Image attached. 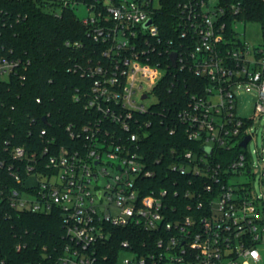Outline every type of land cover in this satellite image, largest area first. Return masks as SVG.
Here are the masks:
<instances>
[{
  "label": "built area",
  "instance_id": "built-area-1",
  "mask_svg": "<svg viewBox=\"0 0 264 264\" xmlns=\"http://www.w3.org/2000/svg\"><path fill=\"white\" fill-rule=\"evenodd\" d=\"M9 1L0 0V19L12 26L27 14L10 9ZM159 2H36L56 18L73 11L97 47L73 70L91 80L85 94L77 89L74 96L88 119L65 127L74 145H58L46 129L40 132L46 141L39 152L5 142L9 161L1 167L19 187L0 192V198L17 213L57 214L64 228V243L35 264H105L114 249L109 241L128 229L147 237L122 240L116 264H264L259 249L264 245V197L236 182L245 172L251 174L248 156L240 152L225 166L212 158L219 150L240 147L247 136L252 140L255 119L264 116V27L259 24L262 42L253 45L237 31L239 23L251 22L241 18L242 0H188L178 6L177 39L164 47L154 17ZM81 7L89 13L84 19L76 14ZM174 52L176 67L170 58ZM29 66V59L0 56V81H24ZM171 69L205 82L178 114L187 140L198 147L171 164V171L190 178L185 193L165 188L144 193L148 186L141 182L156 174L141 151L151 126L142 118L154 104L144 102L151 94L157 97L155 89ZM244 95L253 100L252 116L242 113ZM102 178L107 183L100 184Z\"/></svg>",
  "mask_w": 264,
  "mask_h": 264
},
{
  "label": "trees",
  "instance_id": "trees-1",
  "mask_svg": "<svg viewBox=\"0 0 264 264\" xmlns=\"http://www.w3.org/2000/svg\"><path fill=\"white\" fill-rule=\"evenodd\" d=\"M185 1L188 0L159 2L154 17L164 47L165 42L177 39L174 26L179 15L178 6ZM221 1L230 3L237 0ZM242 1L245 10L241 18L264 27V0ZM36 2L10 0L9 8L27 14V17L12 26L3 25L0 19V56L30 60L24 81L15 77L0 81V192L5 193L9 188L19 187L7 169L1 167V162L9 161L6 141L13 146L39 152L46 141L40 132L46 129L48 137L54 138L58 145L71 147L75 142L65 127L72 122L82 124L90 115L74 96L77 89L85 94L91 80L81 77L80 71L73 70L79 64L84 65L87 56L92 55L97 46L87 38L85 26L73 11L66 10L56 18L37 7ZM67 41L81 42L83 46L68 47ZM204 83L191 72L171 69L156 87L157 100L152 105V112L142 118L151 121V126L147 137L140 142L141 151L148 165L156 171L154 177L141 182L148 186L144 193L161 188L167 189L168 193H185L190 178L171 171V164L179 160L183 152L198 146L187 140L178 114L186 108L190 94L203 91ZM173 150L177 153L172 154ZM240 152L241 148L236 146L231 151L219 150L212 158L225 166ZM146 237L147 234H135L130 229L128 234L117 232L109 241L108 246L114 249L111 251L108 247L110 257L105 264H116L117 248L122 240ZM64 241L59 215L17 213L0 198V264H35Z\"/></svg>",
  "mask_w": 264,
  "mask_h": 264
},
{
  "label": "rangeland",
  "instance_id": "rangeland-1",
  "mask_svg": "<svg viewBox=\"0 0 264 264\" xmlns=\"http://www.w3.org/2000/svg\"><path fill=\"white\" fill-rule=\"evenodd\" d=\"M77 16L80 19H84L89 15L87 10L83 7L76 11ZM240 37L253 45H257L262 42V29L259 24L246 22L239 23L237 28ZM156 97L152 94L144 103L149 106L156 102ZM242 113L245 116H252L254 113L253 100L249 95L242 97ZM254 129L252 130L253 138L249 142L247 149L242 152L248 156L247 162L251 168V174L245 172V174L238 176L236 182L242 184H248V187L252 188L253 195L264 197V116L257 117L254 122ZM108 171L115 173V168L106 166ZM100 184H105L107 181L102 178L99 181ZM260 252L264 259V245L259 247ZM123 256H128L127 252L122 253Z\"/></svg>",
  "mask_w": 264,
  "mask_h": 264
},
{
  "label": "water",
  "instance_id": "water-1",
  "mask_svg": "<svg viewBox=\"0 0 264 264\" xmlns=\"http://www.w3.org/2000/svg\"><path fill=\"white\" fill-rule=\"evenodd\" d=\"M151 24V21H149L147 23V25H150ZM171 60H172V65L173 67H176V58H177V54L174 52L171 54L170 56ZM145 98V97H144ZM46 120V119H44ZM251 141V136H247L241 143H240V147L242 148H246L248 143Z\"/></svg>",
  "mask_w": 264,
  "mask_h": 264
}]
</instances>
